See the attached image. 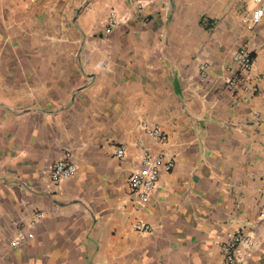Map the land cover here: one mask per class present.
Returning a JSON list of instances; mask_svg holds the SVG:
<instances>
[{"label": "crops", "instance_id": "1", "mask_svg": "<svg viewBox=\"0 0 264 264\" xmlns=\"http://www.w3.org/2000/svg\"><path fill=\"white\" fill-rule=\"evenodd\" d=\"M255 9L250 0H144L142 11L131 0H0V264H227L221 246L237 232L255 241L241 264H264ZM112 11L129 21L106 35ZM241 51L251 73L234 60ZM67 151L78 172L53 185ZM162 151L174 168L138 205L131 176ZM137 222L153 232H136ZM20 233L32 237L14 248Z\"/></svg>", "mask_w": 264, "mask_h": 264}, {"label": "built area", "instance_id": "2", "mask_svg": "<svg viewBox=\"0 0 264 264\" xmlns=\"http://www.w3.org/2000/svg\"><path fill=\"white\" fill-rule=\"evenodd\" d=\"M256 5L251 17V24L253 26H259L264 24V0H250ZM132 4L138 11H142L144 8V0H131ZM129 20L126 16H122L115 11H112L105 24L103 25V31L106 35L112 33V31L122 23H127ZM234 60L241 70L248 74L254 69V62L251 56L246 52H238L234 55ZM204 67V66H203ZM242 79V76L235 75L230 80V88L234 87ZM244 90L252 94L258 93V88L245 84ZM143 130L150 136L154 137L160 143L166 144L169 142V136L159 128L151 127L144 123L142 125ZM111 144V142H108ZM115 155L118 158L125 156L124 147H115ZM174 168V162L167 159L166 152L162 151L157 157L151 158L146 156L143 160V168L133 173L130 180V192L133 200L141 206L146 205L151 194L157 187L161 170L170 172ZM78 172L77 165L73 159L71 152L67 151L64 154L62 160L58 161L52 170L51 182L53 185L61 184L65 181L73 178ZM41 219L42 216H38ZM134 229L138 233L150 234L153 229L150 225L143 222H137L134 225ZM28 236L25 233H20L17 238L12 242V247H18L25 242ZM255 247V241L252 237L243 235L241 232L235 233L229 240L224 242L221 246L222 254L227 264H241L243 261V255L245 253H251ZM246 251V252H245Z\"/></svg>", "mask_w": 264, "mask_h": 264}]
</instances>
